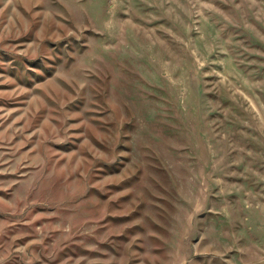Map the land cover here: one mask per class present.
<instances>
[{"label":"rangeland","instance_id":"obj_1","mask_svg":"<svg viewBox=\"0 0 264 264\" xmlns=\"http://www.w3.org/2000/svg\"><path fill=\"white\" fill-rule=\"evenodd\" d=\"M0 264H264V0H0Z\"/></svg>","mask_w":264,"mask_h":264}]
</instances>
